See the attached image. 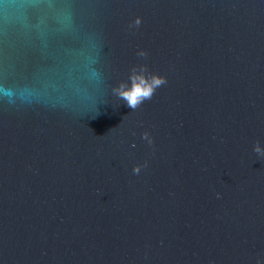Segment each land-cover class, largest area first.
<instances>
[{
  "label": "water",
  "instance_id": "95a60500",
  "mask_svg": "<svg viewBox=\"0 0 264 264\" xmlns=\"http://www.w3.org/2000/svg\"><path fill=\"white\" fill-rule=\"evenodd\" d=\"M256 143L264 0H0V264H264Z\"/></svg>",
  "mask_w": 264,
  "mask_h": 264
},
{
  "label": "clouds",
  "instance_id": "9594fccd",
  "mask_svg": "<svg viewBox=\"0 0 264 264\" xmlns=\"http://www.w3.org/2000/svg\"><path fill=\"white\" fill-rule=\"evenodd\" d=\"M141 20L137 17L133 24L139 26ZM140 57H146L147 53L143 50L137 53ZM166 78L155 73H150L148 68L144 64L134 65L129 71L128 81H121L117 86L111 88L112 94L118 99L126 102V105L131 110L138 109L145 101L151 100L156 90L166 84ZM142 139L152 143L151 137L147 132L142 133ZM253 151L259 156H264V148H261L259 143L253 145ZM142 165H136L133 167V173L138 174ZM257 264H261L257 260Z\"/></svg>",
  "mask_w": 264,
  "mask_h": 264
}]
</instances>
